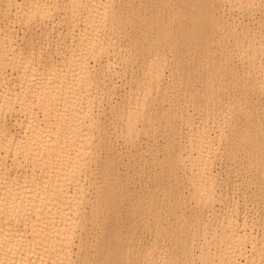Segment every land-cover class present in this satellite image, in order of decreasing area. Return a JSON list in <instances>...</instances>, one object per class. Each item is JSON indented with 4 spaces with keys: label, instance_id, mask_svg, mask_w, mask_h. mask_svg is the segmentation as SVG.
<instances>
[{
    "label": "bare ground",
    "instance_id": "bare-ground-1",
    "mask_svg": "<svg viewBox=\"0 0 264 264\" xmlns=\"http://www.w3.org/2000/svg\"><path fill=\"white\" fill-rule=\"evenodd\" d=\"M151 1L0 0L14 15L15 23L31 32L33 24L42 27L37 39L20 44L11 24L0 27V264H76V258L90 247L82 246L89 225L93 227L100 214L105 220L128 197L117 185L104 192L109 198L92 203L100 212L85 213L91 200L87 173L99 144L111 146L110 132L99 117L106 110L100 96L107 93L113 99L120 93L114 80L119 74L116 60L134 65L132 79L138 78L125 100L109 104L116 128L123 129L126 140H133L140 122L152 118L144 113L143 93L161 84L168 57L193 53L199 60L213 45L221 51L230 46L234 51L231 60L238 56L244 61L247 77L264 93V30L251 29L247 20L234 13L235 9L243 15L262 9L264 0H180L177 10L176 0H161L156 10ZM217 6H225L228 14L224 11L218 16ZM175 15L181 16L184 26L183 21L175 22ZM55 16L63 25V34L54 27L48 29ZM229 19H233L229 23L232 28L216 36ZM53 33L58 43L48 50ZM227 67L239 82L235 67ZM208 96L207 102H217L212 90ZM170 106H161V117L168 123L176 114ZM181 111L187 129L177 135V148L165 150L163 157L171 158L180 171L174 173L178 188L169 189L170 203L185 204L188 198L195 208L197 226L185 213L179 217L188 243L184 255H192L191 264H264L263 235L240 228L230 217L208 222L201 218L205 211L215 212L220 197L215 164L223 134L229 138L227 130L237 132L227 154L256 157L261 167L256 169L258 175L263 173L264 141L255 140L259 127L238 131L229 114L224 118L213 114V119L220 121L209 127L195 123L187 109ZM179 189L180 194L176 192ZM257 189L264 198L262 187L257 185ZM154 199L148 194L143 201L153 209ZM198 232L201 244L194 240ZM102 237H108L110 243L101 264H174L173 258L178 257H156L153 243L140 248L144 261L134 262V247L128 245L130 237H125L120 227L105 228ZM161 252L166 254L167 249Z\"/></svg>",
    "mask_w": 264,
    "mask_h": 264
},
{
    "label": "rangeland",
    "instance_id": "rangeland-1",
    "mask_svg": "<svg viewBox=\"0 0 264 264\" xmlns=\"http://www.w3.org/2000/svg\"><path fill=\"white\" fill-rule=\"evenodd\" d=\"M160 1L152 0V6L156 5L152 8L156 10L160 7ZM180 5V0H176L174 9L177 10ZM225 9V6L223 8L217 6L215 12L218 16H222L224 11L228 14V10ZM234 13L237 18L243 17L247 20L251 29L264 30V7L255 9L247 15L239 14L237 9ZM173 19L175 22L183 21L184 26L181 16L175 15ZM232 20L229 19L223 30L217 31L216 36H222V31L231 29L232 26L229 23ZM14 21V15L8 13L4 4H0V27L11 24L19 44L34 41L41 35L42 27H38V24L32 25L35 30L31 32L27 29L28 27ZM49 26L50 31L54 27L57 33H64L63 25L56 16ZM57 43L58 36L53 33L50 36L48 50L55 49ZM232 54L234 51L230 46L221 51L219 47L213 45L211 51L205 53L199 60L193 53L178 58L168 57L164 60L165 70L161 84L153 85L143 93L145 98L142 99L146 107L144 113L150 114L152 118L139 123L133 140H126L122 133L123 129L116 128L117 120L109 104L110 102L115 104V100L118 102L125 100L124 98L130 94V89L137 84L138 78L132 79L134 65L128 64L126 60L115 61V68L119 70V74L114 80L118 83L120 93L113 99L107 93L100 96L101 104L106 110L99 114L101 123L110 132L111 146L99 144L96 158L87 173L86 189L91 200H88L85 205V213L100 212L98 206L92 207V203L98 204L109 198L104 192L117 185L128 197H125L105 220L100 214L96 218V224L93 227L89 225L88 232L83 234L85 242L82 246L90 247L76 258V264H101L99 261L110 243L108 237H102V232L105 228L114 226L120 227L125 237H130L128 245L134 247L132 255L134 262L144 261V252L140 249L141 247H150L155 243L156 257L178 255L177 258H173L172 263L191 264L192 255H184L188 243L183 238L184 231L183 227H180L179 217L181 213H185L192 224L197 226L198 223L193 215L194 204L188 198L185 204L170 203L169 189L175 191V188H178L174 173L177 172L178 175L180 171L174 167V161L171 158H164L163 154L167 149L177 148L179 140L177 135L181 130L187 129V126H184L186 115L181 111L186 109L189 112L188 115L195 119V123L209 127L214 123L219 124L220 121H215L213 114H217L215 117L218 118H224L229 114L235 122L234 128L238 131L246 129L252 131L254 126H258L260 131L255 140L264 141V93L260 87L255 86L257 82H254L253 78L247 77L248 67L244 61L238 56L231 60ZM109 58L113 59L112 56ZM105 59L107 60L108 57ZM227 66L235 67L234 71L240 77L239 82L230 76L231 71ZM210 90L216 95L217 102L206 101ZM169 104H171L169 110L176 111L170 123L161 117V106L168 107ZM236 133L227 130L229 138H223L226 134L222 136L219 145L220 156L215 164L217 191L220 197L215 202V212L205 211L201 218L208 222L217 217L225 218L227 221L230 217L237 221L240 228L253 229L256 235L264 236V198L261 197V191L257 189V185H260L264 191V171L258 175L256 169L261 167L255 161L256 157L245 154L236 157L227 154L230 140ZM101 134L104 135V131ZM96 135H99L98 130ZM176 192L180 194L181 189ZM184 192L188 194L187 189ZM148 194L155 196L156 204L153 209L148 208V204L143 201ZM245 220L247 224L242 225L241 223ZM82 232L83 230L80 229V233ZM200 233L194 234L197 235L194 237L196 244H201L203 241V238L198 236ZM163 249H167L166 254L161 252ZM247 251L251 254L250 244H247ZM76 252L77 245L74 249V257ZM198 264L201 263L198 262Z\"/></svg>",
    "mask_w": 264,
    "mask_h": 264
}]
</instances>
